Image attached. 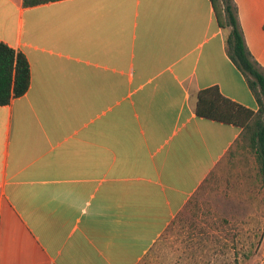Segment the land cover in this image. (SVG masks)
<instances>
[{
	"label": "crops",
	"instance_id": "crops-1",
	"mask_svg": "<svg viewBox=\"0 0 264 264\" xmlns=\"http://www.w3.org/2000/svg\"><path fill=\"white\" fill-rule=\"evenodd\" d=\"M235 3L264 68V0ZM0 41L30 70L0 105V264H138L241 131L198 91L258 108L210 0H0Z\"/></svg>",
	"mask_w": 264,
	"mask_h": 264
},
{
	"label": "rangeland",
	"instance_id": "rangeland-1",
	"mask_svg": "<svg viewBox=\"0 0 264 264\" xmlns=\"http://www.w3.org/2000/svg\"><path fill=\"white\" fill-rule=\"evenodd\" d=\"M171 221L138 264H232L237 256L243 264H264V246L255 259L244 255L253 251L246 241L262 235L245 230L264 228V190L254 155L234 147ZM237 236L242 246L233 248Z\"/></svg>",
	"mask_w": 264,
	"mask_h": 264
},
{
	"label": "trees",
	"instance_id": "trees-1",
	"mask_svg": "<svg viewBox=\"0 0 264 264\" xmlns=\"http://www.w3.org/2000/svg\"><path fill=\"white\" fill-rule=\"evenodd\" d=\"M51 1L57 0H22V5L31 7ZM210 2L217 25L223 32L225 51L245 78L258 108L253 111L236 103L224 97L219 89L213 86L198 91L195 113L198 116L234 124L241 128L227 153L234 147L252 153L264 190V68L255 60L246 44L235 1L210 0ZM29 80V63L25 55L0 41V105H6L13 98L23 95L29 87ZM188 201L189 199L177 214L183 211ZM234 254L236 256V252ZM244 255L249 261L251 257L255 259L257 248Z\"/></svg>",
	"mask_w": 264,
	"mask_h": 264
}]
</instances>
